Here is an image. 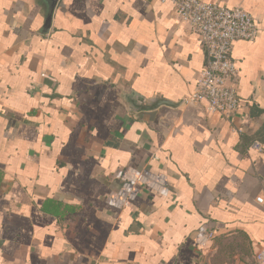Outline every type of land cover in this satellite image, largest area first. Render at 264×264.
<instances>
[{
  "label": "crops",
  "instance_id": "1",
  "mask_svg": "<svg viewBox=\"0 0 264 264\" xmlns=\"http://www.w3.org/2000/svg\"><path fill=\"white\" fill-rule=\"evenodd\" d=\"M49 1L0 0V264H256L264 0H205L260 28L233 43L228 119L186 102L207 55L171 2L58 0L47 25ZM154 98L174 105H135ZM122 167L165 174L169 195L109 206Z\"/></svg>",
  "mask_w": 264,
  "mask_h": 264
},
{
  "label": "built area",
  "instance_id": "2",
  "mask_svg": "<svg viewBox=\"0 0 264 264\" xmlns=\"http://www.w3.org/2000/svg\"><path fill=\"white\" fill-rule=\"evenodd\" d=\"M171 2L180 18L188 23L198 36L205 49L206 67L198 79L189 104H202L207 111L223 118H230L238 110L240 99L236 77L238 69L231 58L235 40H254L260 30L253 16L241 6L229 8L205 0H161ZM47 77L46 73L42 74ZM255 142L253 148L260 149ZM121 188L110 194L107 203L111 207L124 209L140 195L143 190L166 197L170 193L165 174L149 169L122 167L117 172ZM215 231L202 226L199 237L213 240ZM256 264H264V248L255 256Z\"/></svg>",
  "mask_w": 264,
  "mask_h": 264
},
{
  "label": "water",
  "instance_id": "3",
  "mask_svg": "<svg viewBox=\"0 0 264 264\" xmlns=\"http://www.w3.org/2000/svg\"><path fill=\"white\" fill-rule=\"evenodd\" d=\"M58 0H50L49 1V4H50V8H49V15L47 17V25H50V22L52 20V13H53V10L55 8V5H56V2ZM139 101L143 102L144 101V98L142 96H139L138 97ZM162 104H167V105H174L173 102L169 101V100H166L165 98H154V99H151L149 100L148 102H146L145 104H139V103H135V105L137 107H141L143 109H153V108H157L159 107L160 105Z\"/></svg>",
  "mask_w": 264,
  "mask_h": 264
}]
</instances>
